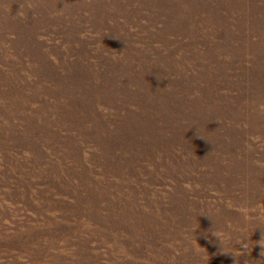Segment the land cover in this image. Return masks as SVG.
<instances>
[{
  "label": "rangeland",
  "instance_id": "374dc122",
  "mask_svg": "<svg viewBox=\"0 0 264 264\" xmlns=\"http://www.w3.org/2000/svg\"><path fill=\"white\" fill-rule=\"evenodd\" d=\"M236 1L0 0V264L264 261V0Z\"/></svg>",
  "mask_w": 264,
  "mask_h": 264
},
{
  "label": "clouds",
  "instance_id": "9594fccd",
  "mask_svg": "<svg viewBox=\"0 0 264 264\" xmlns=\"http://www.w3.org/2000/svg\"><path fill=\"white\" fill-rule=\"evenodd\" d=\"M214 223L215 222L213 221V225H214ZM210 235H211V238H214L215 240L219 241L220 242V246L223 247L224 237H223V235L221 234L220 231L216 230V228L213 227ZM255 245L262 246L259 255H260V257L264 258V233L261 234V239L257 240V243ZM242 248L247 250L248 249V244L247 243H243L242 244ZM261 262H264V261H256V262H253V264H261Z\"/></svg>",
  "mask_w": 264,
  "mask_h": 264
},
{
  "label": "bare ground",
  "instance_id": "6f19581e",
  "mask_svg": "<svg viewBox=\"0 0 264 264\" xmlns=\"http://www.w3.org/2000/svg\"><path fill=\"white\" fill-rule=\"evenodd\" d=\"M236 2H238V4H240V5H242L246 2V3H248V5L254 6L256 4L257 0H237ZM225 4H226V2H225Z\"/></svg>",
  "mask_w": 264,
  "mask_h": 264
}]
</instances>
